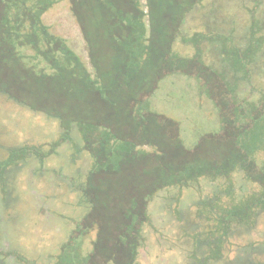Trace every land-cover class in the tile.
<instances>
[{
    "label": "trees",
    "instance_id": "trees-1",
    "mask_svg": "<svg viewBox=\"0 0 264 264\" xmlns=\"http://www.w3.org/2000/svg\"><path fill=\"white\" fill-rule=\"evenodd\" d=\"M57 1L0 0V56L7 58L13 69H9L13 74H0L11 78L14 86L11 90L9 85H0V92L34 111L44 109L48 116L58 118L62 128L60 144L71 141V129L76 127L75 135L82 142L79 149H85L92 158L85 180L76 184L86 212L77 220L72 218L73 228L50 264H138L142 226L150 221L147 204L156 191L169 185H187L198 177L211 181L228 178L236 170L242 172L244 181L258 184L259 190L244 194L239 189L234 193L227 189L232 197L237 192L236 203L228 206L222 205L224 200L219 194L196 202V214L204 221L193 222L191 231L184 230L187 262L264 264V258L256 254L264 253V242L244 246L233 259L222 253L224 244L231 243L228 235L233 224L250 223L255 209H264V162L257 160L260 148L253 149L247 142L248 137H264V90L255 102H238L232 95L236 84L224 82L226 78L220 76L219 70L204 64L198 48V42L203 40L219 43L224 64L234 76L240 73L236 79H243L250 72L246 69L247 57L261 49L263 38L251 35L247 46L238 49L229 47L228 37L223 34L194 33L196 53L189 58L179 57L170 54L169 46L163 50L162 36L155 35L159 31L164 34L163 17L166 19L172 12L179 16L184 7L189 11L201 0H183L184 7L179 6V0H146V12L138 0H68L88 48L90 73L77 54L62 38L50 33L41 20ZM155 14L161 21L159 25L154 23ZM91 22L94 29L89 32L87 23ZM102 41L109 48L108 57L102 50ZM23 46L33 54L21 51ZM67 66L69 73L64 75L62 69ZM172 70L194 76L202 86L199 94L213 97L220 109L219 128L202 135L193 148L182 145L176 120L149 107L148 97L157 81ZM26 89L28 94L22 97ZM250 90L254 91L253 86ZM44 93L46 98L41 96ZM215 138L217 145L210 142ZM206 142L207 156L203 149L197 155L196 150L199 152V146L203 148ZM58 143H51L53 153ZM168 150L175 161L165 163L161 160ZM31 153L30 146L10 149L8 158L0 161L1 177L15 158ZM111 153L118 159L110 161L107 155ZM35 154L40 156L37 151ZM124 173L129 180L119 177ZM113 178L115 184L125 186L117 196L108 191ZM184 222L189 226L187 220ZM92 227L96 229L95 239L85 249L84 237Z\"/></svg>",
    "mask_w": 264,
    "mask_h": 264
},
{
    "label": "rangeland",
    "instance_id": "rangeland-1",
    "mask_svg": "<svg viewBox=\"0 0 264 264\" xmlns=\"http://www.w3.org/2000/svg\"><path fill=\"white\" fill-rule=\"evenodd\" d=\"M138 5L144 12L147 11L146 0H138ZM179 6H185L183 0H179ZM184 8L179 16L172 12L166 19L163 17L164 34L159 31L155 35L162 36L163 50L169 46L170 54L192 57L197 49L192 43L194 33L205 36L223 34L228 37L227 45L238 49L247 46L252 39L251 35L254 38H263L261 49L251 58L250 55L247 57L249 61L246 69L249 68L250 72L243 79H236L240 73L234 76L232 69L224 64V54L219 43L208 40L198 42L202 62L216 71L219 70L220 76L223 74L226 78L224 82L236 84L232 92L234 98L238 102L243 99L255 102L260 97V91L264 90V0H201L189 11ZM158 18L155 14L153 20L159 25L161 21ZM41 20L50 33L64 40V44L82 60L85 69L92 73L88 48L68 0H58L42 14ZM93 22L87 23V31H93ZM2 44L0 39V46ZM101 44L108 57L109 48L104 41ZM233 49L235 48L231 50ZM20 50H24L29 56L33 54L26 46ZM9 69L13 70L9 68L7 58L0 56V73L6 75ZM67 69L70 68L67 66L62 69L64 75H68ZM172 71L157 81L155 89L148 97L149 107L151 111L176 120L182 145L193 148L202 135L214 133L219 128L220 109L213 102V97H206L202 92L199 94L202 86L194 76ZM9 73L13 74V71ZM20 74L22 73L18 75L22 76ZM5 75L0 74V85H9L13 90L11 78H4ZM252 86L254 91L250 90ZM26 94L27 89L21 96ZM41 96L46 98V93ZM28 98L31 101L37 99L30 95ZM45 106L48 107V104ZM221 108L225 109L226 105ZM76 130L74 127L69 131L73 137L71 141L60 144L58 140L62 128L58 118L48 116L44 109L34 111L0 92V161L8 158L10 149L20 146H30L33 152L28 156L15 158L4 168L3 177L0 174V264L52 263L54 256L61 250L60 245L73 228L72 218L77 220L85 214L87 206L82 201L76 184L85 180L92 158L85 149H79L82 142L80 136L75 135ZM55 142L58 143V150L53 153L51 143ZM210 142L216 145L218 143L216 138ZM247 142L253 149L260 148L257 160L264 162V137H248ZM203 145V148L199 146V152L196 150L197 155L202 153V149L205 152V146H209ZM169 151L163 155L161 161H175ZM206 156L207 153L204 157ZM107 158L110 161L118 159L113 153L108 154ZM119 177H123L125 181L130 179L125 173ZM113 179L108 191L111 196H117L125 186L119 185V182L115 184V178ZM227 189L233 193L234 189H239L246 194L256 192L259 186L244 181L242 172L236 170L228 178L211 181L198 177L187 185H169L156 191L147 204L150 221L142 226L143 243L136 257L138 264H189L183 245L187 241L184 230L191 231L193 222L204 221V218L196 214V202H203L219 194L221 200H224L222 205L236 203L237 192L232 197L228 195L230 192L226 193ZM185 220L189 226L185 224ZM95 233L96 229L92 227L84 237L85 249L91 247ZM228 241L231 243H225V252H222L227 259H233L246 245L262 244L264 209H255L250 223L233 224ZM256 254L260 259L264 258V253Z\"/></svg>",
    "mask_w": 264,
    "mask_h": 264
}]
</instances>
